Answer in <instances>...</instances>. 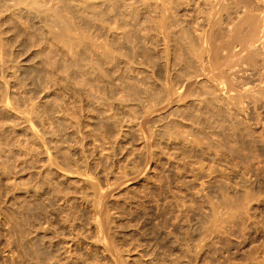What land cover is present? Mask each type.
<instances>
[{"label": "rangeland", "instance_id": "1", "mask_svg": "<svg viewBox=\"0 0 264 264\" xmlns=\"http://www.w3.org/2000/svg\"><path fill=\"white\" fill-rule=\"evenodd\" d=\"M263 2L0 0V264H264Z\"/></svg>", "mask_w": 264, "mask_h": 264}, {"label": "bare ground", "instance_id": "2", "mask_svg": "<svg viewBox=\"0 0 264 264\" xmlns=\"http://www.w3.org/2000/svg\"><path fill=\"white\" fill-rule=\"evenodd\" d=\"M221 1H222V0H221ZM263 1H264V0H263ZM86 2H87V0H86ZM88 2H89V1H88ZM93 2H94V1H93ZM84 3H85V2H84ZM219 3H220V2H219ZM263 3H264V2H263ZM86 4H87V3H86ZM86 4H85V6H86ZM169 4H171V3H169ZM169 4H168V5H169ZM222 4H223V3H222ZM225 4H226V3H225ZM81 5H82V3H81ZM83 5H84V4H83ZM83 5H82V6H83ZM92 5H93V4H92ZM77 6H78V5H77ZM85 6H84V7H85ZM180 6H182V5H180ZM79 7H80V6H79ZM169 7H171V6H169ZM174 7H175V6H174ZM260 7H261V6H260ZM81 8H82V7H81ZM86 8H87V6H86ZM97 8H98V7H97ZM223 8H224V7H223ZM166 9H167V8H166ZM211 9H212V8H211ZM215 10H217V9H215ZM218 10H219V9H218ZM221 10H222V9H221ZM77 11H78V10H77ZM212 11H213V10H212ZM215 12H216V11H215ZM215 12H214V14H215ZM236 12H237V11H236ZM260 12H261V11H260ZM82 13H83V12H82ZM84 13H85V12H84ZM262 13H263V11H262ZM79 14H80V13H79ZM216 14H217V13H216ZM214 16H215V15H214ZM255 16H256V15H255ZM253 17H254V16H253ZM261 17H262V16H261ZM261 17H260V18H261ZM263 17H264V16H263ZM166 18H167V17H166ZM209 19H211V18H209ZM240 19H241V18H240ZM243 20H244V19H243ZM253 20H254V19H253ZM211 22H212V21H211ZM245 22H246V21H245ZM258 22H259V21H258ZM238 23H239V22H238ZM248 23H249V22H248ZM253 23H254V21H253ZM260 23H261V22H260ZM260 23H257V25L260 24ZM261 24H262V23H261ZM248 26H249V25H248ZM250 26H251V25H250ZM255 26H256V25H254V28H256ZM220 27H221V26H220ZM251 27H252V26H251ZM251 27H250V30H253L254 28L251 29ZM258 27H259V28H260V27L262 28V25H261V26L259 25ZM263 27H264V26H263ZM240 29H241V28H240ZM248 29H249V28H248ZM256 29H257V28H256ZM233 30H234V29H233ZM250 30H249V31H250ZM258 30H259V29H258ZM211 31H212V30H211ZM236 31H237V30H236ZM246 31H247V30H246ZM262 31H263V30H262ZM254 32H256V31L254 30ZM258 32H260V30L257 31L256 33H258ZM263 32H264V31H263ZM263 32H262V33H263ZM249 33H250V32H248V34H249ZM252 33H253V31H252ZM207 34H209V33H207ZM250 34H251V33H250ZM254 34H255V33H253V35H254ZM201 35H202V34H201ZM209 35H210V34H209ZM200 37H201V36H200ZM202 37H203V36H202ZM207 37H208V36H207ZM220 37H221V36H220ZM237 38H238V37H237ZM246 38H247V37H246ZM196 39H197V38H196ZM212 39H213V37H212ZM262 39H264V38H262ZM262 39H261V40H262ZM208 40H209V39H208ZM208 40H207V41H208ZM222 40H223V39H222ZM252 40H253V39H251V41H252ZM254 40H255V39H254ZM223 41H224V40H223ZM248 41H249V38L247 39V42H248ZM251 41H250V44H251ZM235 42H236V41H235ZM245 42H246V40H245ZM254 42H256V40H255ZM261 42H262V41H261ZM202 43H203V42H202ZM202 43H201V44H202ZM214 43H215V42H214ZM227 43H228V42H227ZM229 43H230V42H229ZM220 44H221V43H220ZM239 44H240V43H239ZM250 44H249V45H250ZM252 44H253V42H252ZM254 44H255V43H254ZM259 44L261 45V43H259ZM206 45H207V44H206ZM209 46H210V45H209ZM230 46H232V45H230ZM235 46H236V45H235ZM245 46H246V45H245ZM219 47H220V45H219ZM237 47H238V46H237ZM241 47H242V46H241ZM241 47H240V48H241ZM249 47H251V46H249ZM233 48H234V47H233ZM245 48H246V47H245ZM262 48H263V47H262ZM262 48H261V49H262ZM203 49H204V48H203ZM207 49H208V48H207ZM209 49H210V48H209ZM218 49H220V48H218ZM234 49H235V48H234ZM234 49H233V50H234ZM201 50H202V49H201ZM236 50H237V49H236ZM242 50H243V49H242ZM247 50H248V49H247ZM247 50H245V51H247ZM210 51H211V50H210ZM210 51H209V52H210ZM227 51H228V50H227ZM231 52H234V51H231ZM249 52H250V51H249ZM203 53H204V52H203ZM219 53H220V52H219ZM241 53H242V52H241ZM199 54H200V53H199ZM225 54H226V51H225ZM235 54H236V53H235ZM238 54H239V53H238ZM238 54H237V55H238ZM248 54H249V53H248ZM195 55H196V54H195ZM195 55H194V56H195ZM208 55H209V54H208ZM230 55H231V54H230ZM199 56H200V55H199ZM209 56H210V55H209ZM243 56H244V55H243ZM224 57H225V56H224ZM228 57H229V56H228ZM231 57H232V56H231ZM233 57H235V56L233 55ZM214 58H215V57H214ZM237 58H238V57H237ZM239 58H240V57H239ZM248 59H249V58H248ZM250 59L252 60V58H250ZM262 59H263V58H262ZM224 60H225V59H224ZM226 60H227V59H226ZM235 60H236V59H235ZM243 60H244V59H243ZM210 61H211V60H210ZM229 61H230V60H229ZM229 61H228V62H229ZM239 61H240V59H239ZM256 61H257V60H256ZM225 62H226V61H225ZM231 62H232V61H231ZM231 62H230V63H231ZM247 62H249V61H247ZM250 62H251V61H250ZM252 62H253V60H252ZM252 62H251V63H252ZM257 62H258V61H257ZM201 63H202V62H201ZM237 63H238V61H237ZM237 63H236V64H237ZM244 63H245V62H244ZM209 64H210V63H209ZM233 64H234V60H233ZM233 64H232V65H233ZM236 64H234V65H236ZM255 64H256V63H255ZM259 64H260V63H259ZM262 64H264V63L262 62ZM216 65H217V64H216ZM227 65H229V64H227ZM245 65H246V64H245ZM220 66H221V65H220ZM229 66H231V64H230ZM250 66H251V65H250ZM253 66H254V63H253ZM210 67H211V66H210ZM223 67H224V66H223ZM225 67H226V65H225ZM232 67H234V66H231V68H232ZM236 67H237V66H236ZM211 68H212V67H211ZM255 68H256V67H255ZM212 69H213V68H212ZM222 70H223V69H222ZM226 70H227V69H226ZM230 70H231V69H230ZM233 70H234V69H233ZM235 70H236V69H235ZM220 71H221V70H220ZM229 73H230V72H229ZM258 73H259V72H258ZM220 74H221V73H220ZM232 75H233V74H232ZM167 77H168V76H167ZM261 77H262V76H261ZM168 79H169V78H168ZM232 79H233V78H232ZM227 82H228V81H227ZM225 83H226V82H225ZM233 83H234V82H233ZM237 83H238V82H237ZM171 84H172V83H171ZM226 84H227V83H226ZM229 86H230V85H229ZM262 89H264V88H262ZM259 91H260V90H259ZM261 95H262V94H261ZM262 96H263V95H262ZM262 96H261V97H262ZM263 98H264V97H263ZM233 105H234V104H233ZM263 130H264V129H263ZM255 197H256V196H255Z\"/></svg>", "mask_w": 264, "mask_h": 264}]
</instances>
